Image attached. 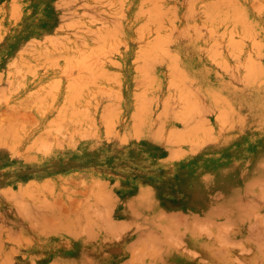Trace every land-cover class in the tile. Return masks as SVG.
Masks as SVG:
<instances>
[{"label": "rangeland", "instance_id": "1", "mask_svg": "<svg viewBox=\"0 0 264 264\" xmlns=\"http://www.w3.org/2000/svg\"><path fill=\"white\" fill-rule=\"evenodd\" d=\"M223 1L136 0L134 12L125 0H0V264H134L137 222L114 209L123 186L166 163L150 137L193 132L197 97L222 102L225 80L264 92V0ZM168 36H182L177 50Z\"/></svg>", "mask_w": 264, "mask_h": 264}, {"label": "crops", "instance_id": "2", "mask_svg": "<svg viewBox=\"0 0 264 264\" xmlns=\"http://www.w3.org/2000/svg\"><path fill=\"white\" fill-rule=\"evenodd\" d=\"M255 64L259 68L260 62ZM215 79L221 82L217 72ZM228 82L225 90L212 87L222 102L209 104L206 97H197L200 114L194 110L188 117L193 132L177 131L181 139L172 141L167 134H153L149 142L156 151L151 157L166 163H158L159 169L136 180L139 184L130 180L123 186L124 198H119L114 212L124 218L113 220L130 225L126 217L133 214L137 222L133 223L134 264H264V247H260L264 245V92H235L233 81ZM234 100H242L238 138ZM199 124L202 129L197 134ZM253 125L259 126L256 152L251 154L252 148L243 158L244 148L253 140L249 136L255 131ZM239 147L242 155L236 158ZM240 158L242 167L237 168L235 160ZM192 228H207L208 234L193 229L191 235Z\"/></svg>", "mask_w": 264, "mask_h": 264}, {"label": "bare ground", "instance_id": "3", "mask_svg": "<svg viewBox=\"0 0 264 264\" xmlns=\"http://www.w3.org/2000/svg\"><path fill=\"white\" fill-rule=\"evenodd\" d=\"M133 1H136V0H127V1L125 0V2L127 3V4H126V10L128 9V7H130L131 9L134 10V12L136 11V9H137L136 6H137V4H135ZM221 1H222V0H221ZM224 1H225V0H224ZM224 1H223V2H224ZM257 1H258V0H257ZM191 2H193V1H191ZM207 2H208V1H207ZM228 2H229V1H228ZM233 2H234V0H233ZM208 3H210V2H208ZM234 3H235V2H234ZM240 3H241V2H240ZM261 3L264 4V1H262ZM203 4H204V2H203ZM229 4H231V3H229ZM166 5H168V4H166ZM169 5H170V4H169ZM173 5H174V4H172V5H170V6H173ZM233 5H234V4H233ZM236 5H237V4H236ZM240 5H241V4H240ZM258 5H261V4H258ZM262 6H264V5H262ZM262 6H261V7H262ZM175 7L177 8L176 4H175ZM206 7H207V6H206ZM236 7L238 8V6H236ZM242 7L244 8V4H242L241 7L239 6L240 9H243ZM172 8H174V6H173ZM172 8H171V9H172ZM176 8L172 9V11H173V14L175 13V14L177 15V13H176ZM237 8H236V9H237ZM196 9H197V7H196ZM258 9L260 10L259 7H258ZM196 11H197V13H198L200 10H196ZM240 11H241V10H240ZM240 11L236 10L235 12H236V14H238ZM123 12H124V11H123ZM207 12H208V11H206V13H207ZM120 14H121V13H120ZM175 14H174V15H175ZM189 14H190V13H189ZM208 14H209V13H207V15H208ZM176 15H175V16H176ZM232 15L234 16L235 13H232ZM239 15H240V13H239ZM239 15H238V16H239ZM242 15H243L244 18L246 17V16H244V14H242ZM187 16H188V15H187ZM187 16H185V17H187ZM240 17H242V16H240ZM173 18H174V17H173ZM173 18L171 17V20H172ZM206 18H207V17H206ZM207 19H210V17L207 18ZM235 19H236V16H235ZM118 21H120V20L118 19ZM177 21H178V20H177ZM248 21H249V20H248ZM173 22H174V21H173ZM173 22H172V23H173ZM118 23H119V22H118ZM202 23H203V22H202ZM247 23L250 24V22H247ZM254 23H255V25H257L255 21H254ZM174 24H175V22H174ZM195 24H196V22H195ZM122 25H123V23H122ZM176 25H177V24H176ZM189 25H190V24H189ZM189 25H187V27H188ZM191 25H192V24H191ZM191 25H190V26H191ZM196 25H197V24H196ZM250 25H251V24H250ZM203 26H204V25H203ZM245 26H246V24H245ZM119 27H121L120 23L118 24V28H119ZM175 27H176V26H175ZM183 27H184V26H183ZM183 27H182V28H183ZM191 27H192V26H191ZM204 27H205V26H204ZM207 27H210V26H207ZM173 28H174V27H173ZM196 28H197V27H196ZM205 28H206V27H205ZM211 28H212V27H210V28H208V29H206V30H209V29L211 30ZM246 28L248 29V25H247ZM175 29H177V28H175ZM179 29H181V27H179L177 30H179ZM197 29H198V28H197ZM113 30H115V29H113ZM170 30H172V29H170ZM177 30H176V31H177ZM181 30H182V29H181ZM185 30H186V29H185ZM199 30H200V27H199ZM172 31H173V30H172ZM179 31H180V30H179ZM169 32H170V31H169ZM199 32H201V31H199ZM199 32H198V33H199ZM171 33H172V32H171ZM209 33H210V31H209ZM212 33H213V32H212ZM253 33H254V32H253ZM178 34H179V32L177 31V35H178ZM168 35H169V34H168ZM254 35H255V34H254ZM175 36H176V35H175ZM166 39H167V38H166ZM166 39H165V41H167V40L169 41V40H170L169 43L166 42V43H168V46H169V47H166L167 45H164V46H163V47L165 48V49H164V48H163V49L166 50L167 52L172 51V49L177 50L178 47H179V45L183 42V40H182V36H179L178 38H175V37L170 38V37L168 36V39H167V40H166ZM211 42H212V41H211ZM211 42H210V43H211ZM215 43H216V42L214 41L213 44H214V45H218V43H217V44H215ZM220 43H221V42H220ZM121 44H123V42H122ZM116 46H117V45H116ZM172 47H173V48H172ZM215 47H216V46H215ZM207 48H208V47H207ZM196 49H197V48H196ZM216 49H217V48H216ZM219 49H220V47H219ZM218 52H219V51H218ZM159 53H160V52H159ZM159 53H158V54H159ZM161 53H162V52H161ZM175 54H177V53H175ZM171 55H172V54H171ZM156 56H157V55H156ZM158 56H160V55H158ZM161 56H162V54H161ZM161 56H160V57H161ZM176 56H177V55H176ZM176 56H175V57H176ZM178 57H179V53H178V56H177L176 58H178ZM157 58H158V57H156V59H155V57L152 58V61H151L150 63H147V64H149L151 67H153V66H154V65H152L153 63H163L164 60H163L162 57H161V58H158V59H157ZM244 59H245V58H244ZM176 60H177V59H176ZM253 60H254V59H253ZM173 61H174V60H173ZM245 62H246V61H245ZM174 63H175V62H174ZM250 63H252V61H251ZM177 64H178V63H176V65H177ZM243 64H244V63H243ZM243 64H241V66H242ZM247 64H248V63H247ZM159 65H160V64H159ZM238 65H239V64H238ZM254 65H255V64H254ZM227 66H228V65H227ZM243 66H244V65H243ZM245 66H246V65H245ZM248 66H249V65H248ZM221 67H223V69H225V66H224V65H221ZM228 67H229V66H228ZM228 67H227V68H228ZM234 68L236 69L237 67H234ZM244 69H245V68H244ZM230 70H231V69H230ZM252 70H253V69H252ZM252 70H251V71H252ZM254 70H255V68H254ZM254 70H253V71H254ZM245 71H246V70H245ZM251 71H249L250 74H251V73H253V74L255 73V71H254V72H251ZM149 73H150L152 76H155V75L157 76V73H155V71H154L153 69H151V68H150V70H149ZM153 73H154V74H153ZM242 73L244 74V72H242ZM250 74H249V75H250ZM190 75H191V74H190ZM190 75H189V76H190ZM231 76H232V74H231ZM241 77H242V76H241ZM253 77H255V76H253ZM240 80H241V79H240ZM259 81H260V80H259ZM256 83H257V82H256ZM257 85H258V84H257ZM193 90H194V89H193ZM192 92H195V91H192ZM195 93H196V92H195ZM194 98H195V97H194ZM192 99H193V98H192ZM195 100H196V99H195ZM223 100H224V99H223ZM191 101H192V100H191ZM193 103H194V102H193ZM195 103L197 104V101H196ZM199 104H200V103H199ZM227 105H228V103H227ZM200 106H201V105H200ZM193 107H194V106H193ZM221 108H223V107H221ZM203 109H204V108H203ZM230 109H231V108H230ZM206 112H207V111H206ZM194 113H195V112H194ZM202 113H203V112H202ZM202 113H201V114H202ZM204 113H205V111H204ZM224 113H226V112H224ZM200 117H201V116H200ZM189 121H190V120H189ZM189 121H188V122H189ZM229 123H230V122H229ZM175 135H176V134H175ZM205 137H207V136L205 135ZM207 138H208V137H207ZM207 138H206V139H207ZM202 139H203V138H202ZM187 141H188L189 143L191 142V141L188 140V139H187ZM176 142H177V141H176ZM182 142H183V141H182ZM174 143H175V142H174ZM183 143H184V142H183ZM191 143H192V142H191ZM260 182H261V181H260ZM262 183H264V181H262ZM259 185H260V184H259ZM260 192H261V191H260ZM145 195H146V194H145ZM259 196H260V195H259ZM261 196H262V194H261ZM261 196H260V197H261ZM262 199H264V197H262ZM251 201H252V200H251ZM241 202H242V201H241ZM252 202H253V201H252ZM255 203H256V202H254V204H255ZM256 204H258V203H256ZM239 206H240V205H239ZM252 206H253V205H252ZM239 208H240V207H239ZM253 208H254V207H253ZM240 209H241V208H240ZM242 211H243V210H242ZM247 211H248V210H247ZM245 212H246V211H244V213H245ZM249 214H251V212H250ZM252 214H254V213H252ZM246 215H248V214H246ZM242 219H243V218H242ZM250 224H252V222H251ZM250 224L248 225V228H251V227H249V226H251ZM253 226H255V225H253ZM163 227H164V226H163ZM165 228H166V226H165ZM165 228H162V230L165 229ZM255 228H256V226L254 227V229H255ZM258 228H259V227H258ZM166 229H167V228H166ZM254 229H253V230H254ZM256 229H257V228H256ZM262 229H264V225H262ZM251 230H252V229H251ZM166 231H167V230H166ZM166 231H163V234H165ZM259 231H260V230H259ZM259 231H258V233H259ZM167 232L169 233V231H167ZM255 232H256V231H255ZM255 232H254V233H255ZM262 234H264V233H262ZM251 236H254V237H255V234H254V235L252 234ZM258 236H259V234H258ZM256 237H257V236H256ZM256 237H255V238H256ZM260 237H261V235H260ZM155 238H156V236H155ZM258 238H259V237H258ZM249 239H250V238H249ZM158 240H159V238H158ZM162 240H163V239H162ZM259 240H260V239H259ZM259 240H258V241L256 240V244H258V245H262V244H264V243L261 244V241H259ZM261 240H262V242H264V238H262ZM251 241H252V240H251ZM159 242H160V240H159ZM258 242H259L260 244H259ZM260 247H264V245H262V246H260ZM260 247H259V248H260ZM262 254H264V252H262ZM188 262H189V261H188Z\"/></svg>", "mask_w": 264, "mask_h": 264}]
</instances>
